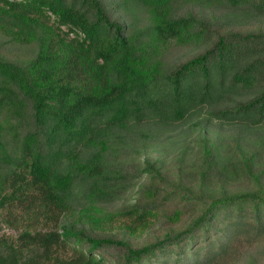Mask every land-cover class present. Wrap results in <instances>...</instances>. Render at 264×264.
Segmentation results:
<instances>
[{"label":"trees","instance_id":"16d2710c","mask_svg":"<svg viewBox=\"0 0 264 264\" xmlns=\"http://www.w3.org/2000/svg\"><path fill=\"white\" fill-rule=\"evenodd\" d=\"M2 226L0 264H264V0H0Z\"/></svg>","mask_w":264,"mask_h":264},{"label":"rangeland","instance_id":"374dc122","mask_svg":"<svg viewBox=\"0 0 264 264\" xmlns=\"http://www.w3.org/2000/svg\"><path fill=\"white\" fill-rule=\"evenodd\" d=\"M109 2V0H107ZM199 11V13L197 15H200L201 13V9L198 10V8H193V11ZM204 12L207 11L206 9H203ZM114 12V11H113ZM116 14V11L114 12ZM169 168H173L172 166H170ZM241 184V183H239ZM128 199L124 198L121 199L120 202L118 203L117 206L121 207L122 205L128 204ZM121 204V205H120ZM134 217L135 215H131L128 217L119 215V214H114L111 217L102 219L101 222L95 226V229L98 232H112V233H125V231H127L128 233L126 234V236H131L132 240L136 243H142L143 240H145V236H146V232L149 230V228H145V226L142 227H136L134 228ZM158 220V219H157ZM157 220H154V222H148L151 228H156L157 226ZM129 228H134V231H132L130 233V231L128 230ZM0 232H5V233H9V234H15V230L11 229V228H7L2 226V229H0Z\"/></svg>","mask_w":264,"mask_h":264}]
</instances>
